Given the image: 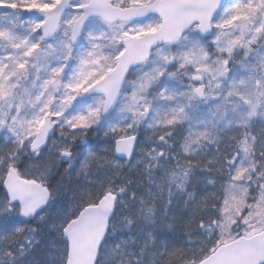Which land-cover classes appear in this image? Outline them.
Here are the masks:
<instances>
[{"label":"snow or ice","instance_id":"snow-or-ice-1","mask_svg":"<svg viewBox=\"0 0 264 264\" xmlns=\"http://www.w3.org/2000/svg\"><path fill=\"white\" fill-rule=\"evenodd\" d=\"M0 264H264V0H0Z\"/></svg>","mask_w":264,"mask_h":264},{"label":"rangeland","instance_id":"rangeland-1","mask_svg":"<svg viewBox=\"0 0 264 264\" xmlns=\"http://www.w3.org/2000/svg\"><path fill=\"white\" fill-rule=\"evenodd\" d=\"M61 171H63V169H61Z\"/></svg>","mask_w":264,"mask_h":264}]
</instances>
